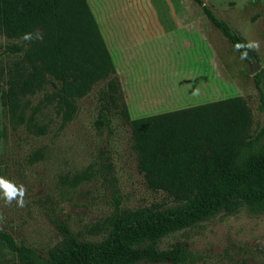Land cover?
<instances>
[{"label": "rangeland", "instance_id": "1", "mask_svg": "<svg viewBox=\"0 0 264 264\" xmlns=\"http://www.w3.org/2000/svg\"><path fill=\"white\" fill-rule=\"evenodd\" d=\"M202 2L243 37L251 50L246 57L192 0H87L107 48L114 47L109 52L131 120L239 96L255 135L264 125V0ZM14 42L0 36V52ZM17 60L2 54L0 66ZM45 92L27 99V115L41 107L36 121L47 128L41 136L14 123L0 100V232L45 257L62 245V227L96 242L107 236L117 210L177 204L147 187L121 106L105 99L106 80L76 101L67 123L54 106L41 104ZM102 115L107 121L100 124ZM173 244H183L195 264H264V214L246 207L222 212L159 246ZM16 263L0 238V264Z\"/></svg>", "mask_w": 264, "mask_h": 264}, {"label": "trees", "instance_id": "2", "mask_svg": "<svg viewBox=\"0 0 264 264\" xmlns=\"http://www.w3.org/2000/svg\"><path fill=\"white\" fill-rule=\"evenodd\" d=\"M202 12L239 55L251 52L227 22L206 5ZM0 36L16 41L5 45L0 56L19 57L0 66V100L14 123L45 135L47 128L36 121L40 105L27 115L29 97L52 86L41 104L54 106L67 123L76 113V101L106 80L105 99L121 106L147 187L177 202L168 208L117 210L107 236L96 242L78 239L62 227V245L45 257L0 232L16 253V264H195L183 244L161 249V241L241 207L253 215L264 214V125L251 134L252 115L243 98L131 120L111 55L86 0H0ZM101 118L100 124L107 121L106 115Z\"/></svg>", "mask_w": 264, "mask_h": 264}, {"label": "crops", "instance_id": "3", "mask_svg": "<svg viewBox=\"0 0 264 264\" xmlns=\"http://www.w3.org/2000/svg\"><path fill=\"white\" fill-rule=\"evenodd\" d=\"M86 2H87V0H86ZM88 4V3H87ZM89 6V5H88ZM90 9V8H89ZM91 11V10H90ZM92 13V12H91ZM94 17V16H93ZM95 19V18H94ZM96 21V20H95ZM182 23H185V21H183ZM105 42V41H104ZM106 45V44H105ZM107 47V46H106ZM109 47V49H108V51L109 50H111V49H113L114 47L112 46V45H110V46H108ZM110 53V52H109ZM111 55V54H110ZM116 71V70H115ZM116 74H117V71H116ZM117 77H118V75H117ZM120 81V80H119ZM121 84V83H120Z\"/></svg>", "mask_w": 264, "mask_h": 264}, {"label": "water", "instance_id": "4", "mask_svg": "<svg viewBox=\"0 0 264 264\" xmlns=\"http://www.w3.org/2000/svg\"><path fill=\"white\" fill-rule=\"evenodd\" d=\"M257 69H258V67H253L252 68V73L255 74L257 72Z\"/></svg>", "mask_w": 264, "mask_h": 264}]
</instances>
